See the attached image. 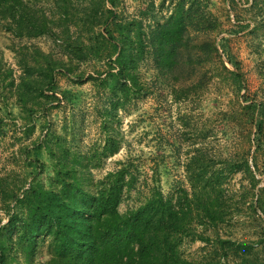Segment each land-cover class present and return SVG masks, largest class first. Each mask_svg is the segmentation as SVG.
I'll use <instances>...</instances> for the list:
<instances>
[{"label":"trees","instance_id":"1","mask_svg":"<svg viewBox=\"0 0 264 264\" xmlns=\"http://www.w3.org/2000/svg\"><path fill=\"white\" fill-rule=\"evenodd\" d=\"M119 1L0 0V25L12 35L10 48L20 69L17 74L0 49V100L4 104L0 111L16 117L10 106L20 108L29 121L22 131L30 137L36 115L49 112V101L56 98L57 72L62 69L74 74L83 63H90L94 70L86 80H92L104 94L101 113L105 132L102 147L84 150L75 144V136L70 140L48 120L47 134L31 148H21L39 172L46 168L42 158L46 150L52 174L45 182L37 172L23 194H19L20 176L0 175V203L9 218L1 225L0 216V264H210L205 258L196 263L184 255L181 248L186 237L207 242L214 246L215 256L233 257L236 264H264V258L255 252L256 243L220 235L214 240L199 233L196 226L207 222L218 226L230 214L223 188L226 171L244 169L254 187L260 181L255 154L264 150V93L261 98L241 95L239 111L234 107L231 118L250 125L247 154L255 146V170L247 156L238 154L226 159L222 170H213L215 155L195 148L186 164L191 188L169 196L160 184L163 157L158 155L151 180H146L145 200L124 212L121 202L139 180L133 162L122 161L119 168L95 177L93 170L122 147L116 124L119 112L134 98L169 89L175 100L186 101L194 93L204 92L214 77L208 66L212 62L219 64L215 70L219 75L229 73L244 87L240 62L226 53L228 38L222 37L218 43L223 28L210 9L211 0H169V12L161 15L154 2L137 14H128L119 9ZM167 1L162 0V7ZM251 6L261 16L252 28L256 32L264 26V0H252ZM41 35L53 37L50 50L34 42ZM220 48L234 70L227 66ZM262 73L260 69L259 76L264 78ZM85 74H78L79 81ZM65 98H69L68 91ZM5 136V120L0 117V149ZM256 206L264 216V188L251 205L255 214ZM46 238L50 255L37 263L36 253Z\"/></svg>","mask_w":264,"mask_h":264},{"label":"rangeland","instance_id":"2","mask_svg":"<svg viewBox=\"0 0 264 264\" xmlns=\"http://www.w3.org/2000/svg\"><path fill=\"white\" fill-rule=\"evenodd\" d=\"M151 2H154L159 15L169 12V0L163 7L162 0H120L119 9H124L128 14H137ZM251 5L252 0H211L210 5V9L219 18L223 28L218 43L222 37L228 38L226 53L241 64L243 88L235 83L229 73L224 72L219 75L218 71H215L219 70V64L212 62L208 66L212 68L214 77L209 80L204 92H196L186 101L175 100L169 89L158 95H139L129 103L127 109L119 112V124L116 125L120 127L122 147L119 152L107 157L104 164L100 168H95L93 172L96 178H102L108 171L119 168L122 161L133 162L139 180L133 192L124 196L120 205L121 211L135 207L145 200L146 180L149 182L151 180L153 164L158 155L163 157L159 166L160 184L164 193L169 196H176L181 188H191L186 164L195 153V148H203L215 155L216 163L213 170H222L225 166L224 161L237 154L247 156L252 169L255 170L252 159L255 146L251 153L247 154L250 147L248 133L250 125L245 126L231 119L235 111L234 107L239 111L238 101L241 100V95L261 98L264 93V78L259 76L260 69L264 74V26L252 32L256 20L261 16ZM12 41L11 33L0 25V49L8 64L12 65L19 74L15 53L10 48ZM58 41L62 43V40ZM34 42L45 50H50L54 45L53 37L50 35L36 37ZM220 52L227 66L234 70L221 48ZM93 70L90 63H83L74 74H68L62 69L57 72L56 98H51L49 101V112L41 111L36 115L35 130L30 137L22 131L29 121L20 108L15 105L10 106L16 117L7 116L0 111L6 129V136L0 149V175L10 173L20 176L22 187L19 194H23L22 190L29 186L30 181L39 172L36 171L35 164L31 165L25 159L21 148L24 149L26 146L31 148L38 139L47 134L48 129L45 126L48 120L54 130L68 135L70 140L75 136L78 142L75 144L84 150L103 146L105 132L101 110L104 94L98 90L92 80H86ZM84 73H86L85 77L79 81L78 74ZM67 91L69 98H65ZM47 93L51 94L52 91L48 90ZM0 106H4L1 100ZM65 124L68 125L67 129L64 128ZM253 129L255 130L254 127ZM255 155L260 167V172H256L260 179L257 186H252L250 176L244 169L226 171L228 177L223 188L224 197L230 204V214L218 226L210 222L197 223L196 226L199 233H204L214 240L220 235L235 241L254 242L257 244L255 252L259 257L264 258V243L261 242L264 216L258 206H256V214L251 208V205L257 202L259 190L264 188V150H260ZM42 158L46 168L39 172L38 178L47 182L52 174V167L46 150ZM14 204L13 202L12 205ZM0 216L1 225L9 219L1 203ZM48 243L49 238H46L40 244L35 258L37 263L49 257ZM213 247L201 239L192 241L191 238L186 237L181 249L187 258L196 263L205 258L210 264H236L233 257L215 256ZM20 253V258L24 261V254ZM212 261L214 263H211Z\"/></svg>","mask_w":264,"mask_h":264}]
</instances>
